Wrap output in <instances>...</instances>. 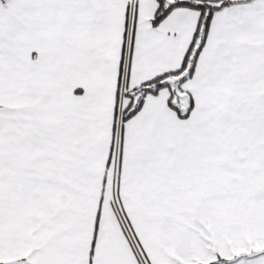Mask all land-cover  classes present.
Instances as JSON below:
<instances>
[{
	"label": "snow or ice",
	"instance_id": "6c2138e0",
	"mask_svg": "<svg viewBox=\"0 0 264 264\" xmlns=\"http://www.w3.org/2000/svg\"><path fill=\"white\" fill-rule=\"evenodd\" d=\"M0 264H264V0H0Z\"/></svg>",
	"mask_w": 264,
	"mask_h": 264
}]
</instances>
